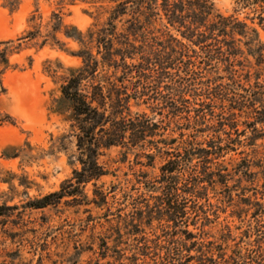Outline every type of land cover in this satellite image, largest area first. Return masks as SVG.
Wrapping results in <instances>:
<instances>
[{
	"label": "rangeland",
	"instance_id": "rangeland-1",
	"mask_svg": "<svg viewBox=\"0 0 264 264\" xmlns=\"http://www.w3.org/2000/svg\"><path fill=\"white\" fill-rule=\"evenodd\" d=\"M182 1L176 19L163 0H0V206L13 208L0 217V264H264V13L208 0L249 36L204 43ZM110 22L114 48L124 34L135 46L129 113L159 136L106 150L108 174L72 188L81 165L60 88L84 50L101 61L80 38Z\"/></svg>",
	"mask_w": 264,
	"mask_h": 264
},
{
	"label": "trees",
	"instance_id": "trees-1",
	"mask_svg": "<svg viewBox=\"0 0 264 264\" xmlns=\"http://www.w3.org/2000/svg\"><path fill=\"white\" fill-rule=\"evenodd\" d=\"M163 1L168 16L173 15L176 19L183 18V10L174 9L177 2L183 8L182 0H171L172 3L170 0ZM190 2L194 7L190 17L199 19L195 22L198 24L197 28H205L202 32H193L192 37H197L198 41L204 39L205 43L209 39L212 40L216 31L220 35L232 36V42H234L235 34L249 36L245 24H240L242 29L236 30V25L239 23H236L231 16L223 17L215 14L208 0H191ZM253 3L259 7L260 12L264 13V0H253ZM108 26L109 28L89 32L86 40L83 37L80 38V42L85 46L96 44L97 55L103 54L101 61L84 50L82 52L84 54L80 55L83 59L82 66L71 69L70 75L60 88V103L69 112L70 128L76 139L78 154L76 161L81 165L80 170H74L73 177L66 182V185L72 188H79L108 174L99 162V158L106 150L113 147L125 148L127 151L133 150L141 147L147 138L159 136L160 127L157 123L152 122L145 114L132 116L129 113L128 103L132 96L127 93L128 85L125 82L129 81L131 66L126 63V59H133L132 56H128L132 55L129 48L135 49V46L130 43L128 35L124 34L126 36L124 47L114 48L113 39L118 38L116 27L111 22ZM251 32L256 33L255 30ZM260 55L262 57V54ZM118 73L121 74L117 75ZM135 93H137L136 90ZM125 111L128 112L125 113ZM154 149L159 148L155 145ZM144 155L148 158L152 157L150 154ZM177 166L178 160H171L165 164L162 167L163 177L170 178V175L177 170ZM172 190L175 188L170 186L169 193ZM52 197L60 200L62 193L47 195L29 205L37 209L44 208ZM12 209L0 206V217Z\"/></svg>",
	"mask_w": 264,
	"mask_h": 264
}]
</instances>
